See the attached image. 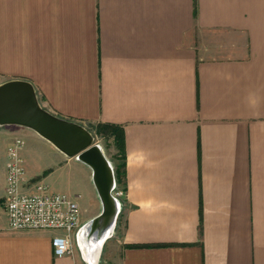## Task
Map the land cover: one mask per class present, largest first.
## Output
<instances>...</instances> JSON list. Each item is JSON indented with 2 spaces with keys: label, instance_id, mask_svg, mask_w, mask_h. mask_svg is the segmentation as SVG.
<instances>
[{
  "label": "crops",
  "instance_id": "1",
  "mask_svg": "<svg viewBox=\"0 0 264 264\" xmlns=\"http://www.w3.org/2000/svg\"><path fill=\"white\" fill-rule=\"evenodd\" d=\"M10 79L56 116L122 126L126 190L95 259L81 242L102 208L91 169L0 125V264H264V0H0ZM13 136L20 191L43 182L78 204L65 255L61 230L8 227Z\"/></svg>",
  "mask_w": 264,
  "mask_h": 264
},
{
  "label": "water",
  "instance_id": "2",
  "mask_svg": "<svg viewBox=\"0 0 264 264\" xmlns=\"http://www.w3.org/2000/svg\"><path fill=\"white\" fill-rule=\"evenodd\" d=\"M0 125L29 128L66 156L76 157L86 164L91 169L92 182L102 204L101 212L89 223L94 228L100 219L112 218L115 222L120 207L111 194L115 184L113 167L101 148L93 143V135L84 125L44 109L34 86L25 79L0 83Z\"/></svg>",
  "mask_w": 264,
  "mask_h": 264
},
{
  "label": "built area",
  "instance_id": "3",
  "mask_svg": "<svg viewBox=\"0 0 264 264\" xmlns=\"http://www.w3.org/2000/svg\"><path fill=\"white\" fill-rule=\"evenodd\" d=\"M23 146L24 140L14 137L7 148L5 210L8 227L61 230L63 233L54 236L51 244L54 255H65L70 251L73 234L80 227L78 204L63 194L49 192L42 184L32 193L20 191L24 175L20 156ZM112 190H116L115 184ZM116 193L121 194L117 190Z\"/></svg>",
  "mask_w": 264,
  "mask_h": 264
},
{
  "label": "trees",
  "instance_id": "4",
  "mask_svg": "<svg viewBox=\"0 0 264 264\" xmlns=\"http://www.w3.org/2000/svg\"><path fill=\"white\" fill-rule=\"evenodd\" d=\"M85 127L89 131L93 132L95 135L103 136L111 140L113 146L116 149L115 155L119 160L118 163L112 166L114 172V179H115V188L117 189L119 186H121L122 190L125 191L126 190V172H125L126 155H125V145H124V132L122 126L114 123L87 122ZM120 202H123V200H120Z\"/></svg>",
  "mask_w": 264,
  "mask_h": 264
},
{
  "label": "bare ground",
  "instance_id": "5",
  "mask_svg": "<svg viewBox=\"0 0 264 264\" xmlns=\"http://www.w3.org/2000/svg\"><path fill=\"white\" fill-rule=\"evenodd\" d=\"M118 203L120 204V207L121 203ZM113 227L114 223L112 222V218L109 220L100 219L98 222H96V226L94 228H92L91 223L84 225L82 228L81 242L88 249L90 256H93L95 259L97 258L103 241L111 233Z\"/></svg>",
  "mask_w": 264,
  "mask_h": 264
},
{
  "label": "rangeland",
  "instance_id": "6",
  "mask_svg": "<svg viewBox=\"0 0 264 264\" xmlns=\"http://www.w3.org/2000/svg\"><path fill=\"white\" fill-rule=\"evenodd\" d=\"M91 133L93 135V143L97 144L101 148L102 152L104 153L105 157L107 158V160L109 161L111 166L115 165L116 163H118L119 160L117 159V157L115 155L116 154V149L113 146L111 140H109V139H107V138H105L103 136L95 135L93 132H91ZM14 137H16V136H13L11 139H13ZM38 184H42V185H44L46 187V189H48V186L45 183H43V182H35L34 186L36 187ZM56 190L61 191L62 189L57 187ZM116 190L118 192H121V194L118 195L116 193ZM116 190H112L111 194H112V196L114 198L117 199L118 202H120V200H123V198H124V191L122 190L121 186H119ZM120 203H121V206H122V202H120ZM119 212H120V210H119ZM119 212H118V216H117V219H116V224L117 225H119L122 222V215ZM116 230H117V227H116ZM114 231H115V229H114Z\"/></svg>",
  "mask_w": 264,
  "mask_h": 264
}]
</instances>
